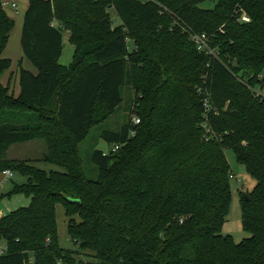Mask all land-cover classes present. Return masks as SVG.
I'll use <instances>...</instances> for the list:
<instances>
[{
	"label": "trees",
	"instance_id": "1",
	"mask_svg": "<svg viewBox=\"0 0 264 264\" xmlns=\"http://www.w3.org/2000/svg\"><path fill=\"white\" fill-rule=\"evenodd\" d=\"M14 25L0 0V173L25 177L5 196L30 200L0 217V264H264V96L254 92L264 89V0H28L19 43L37 73L18 61L16 97L1 84ZM63 30L68 66L58 62ZM123 89L133 107L118 130L100 128L108 149L91 151L87 177L79 146ZM37 140L36 161L58 170L7 159L12 145ZM226 149L256 182L240 193L250 237L239 243L221 235ZM57 205L76 251L58 244Z\"/></svg>",
	"mask_w": 264,
	"mask_h": 264
},
{
	"label": "rangeland",
	"instance_id": "2",
	"mask_svg": "<svg viewBox=\"0 0 264 264\" xmlns=\"http://www.w3.org/2000/svg\"><path fill=\"white\" fill-rule=\"evenodd\" d=\"M3 1V0H2ZM8 1L9 3H14L16 8H12L11 6L5 7L9 13L16 19L21 18L24 13L23 11V0H4ZM203 9H210L213 7V4L211 2L203 3L201 6ZM110 20L112 22V27H115L120 24L119 19L116 17L113 11H110ZM18 27H15L10 34L9 41L7 43V46L5 50L3 51L1 57L10 59L11 66L8 73H14L16 70H18V61L22 57V51L20 48V36L18 35ZM16 37V39L14 38ZM69 33L68 31H62V53L58 60L59 64L63 66H68L72 62V57L74 53L73 46L68 42ZM27 60V59H25ZM28 62V61H27ZM6 72V73H7ZM18 84L14 86V74L13 79L10 84V92L14 89V87L17 88ZM197 93H199V90H197ZM123 96V103L122 105L116 110L114 114L109 116L102 125L94 127L91 129L90 133L86 137V139L80 144L79 146V156L82 160V166L84 169V172L87 177H94V168L91 165L89 161L90 153L93 149H103L107 150L108 147L106 144L100 140L99 138V132L101 131L100 128H106L108 130H118L119 127L124 123L126 120V117L128 116L129 110L133 107L132 106V100L133 95L132 92L129 90L123 89L122 92ZM38 141V140H37ZM45 146L41 141L37 143V145H32L30 147H24L21 145H17L10 151V157L17 158L21 154H25L28 156H32L34 159L31 160V164L35 165L36 167L45 170H58L57 167L51 166L48 164H44L42 162L36 161L37 159H40L44 153ZM224 156L226 158V161L229 165L231 174L233 176L232 179L229 180V189H230V203L227 215L225 217L224 223L221 226V235L223 236H230L234 243H239L243 239L249 238V233L245 232L241 227V211H240V193L241 192H250L253 187L255 186L256 182L254 179H252L247 172L245 171L244 167L241 166L236 162L234 153L231 149L224 150ZM26 159V158H22ZM60 170V169H59ZM26 178L20 176L17 173H13V176L8 179L6 184L0 185V212L4 214H8L20 207H26L29 205V199L25 197L24 195H12L9 197H6L4 195L8 194L14 184H23L25 183ZM74 220L78 221L77 216H73ZM55 220L57 225V236H58V244L62 249H65L67 251H76L77 247L73 244L71 239L68 236L67 233V222L68 219L64 215V209L62 206L57 205L55 207ZM75 260H81V261H88V258L85 256H74Z\"/></svg>",
	"mask_w": 264,
	"mask_h": 264
},
{
	"label": "crops",
	"instance_id": "3",
	"mask_svg": "<svg viewBox=\"0 0 264 264\" xmlns=\"http://www.w3.org/2000/svg\"><path fill=\"white\" fill-rule=\"evenodd\" d=\"M2 1V0H1ZM23 11L25 12V10L27 9V6H28V0H23ZM11 4L13 3H9L8 1H2V5H3V9L5 11V13L7 14V16L9 18H11L13 21H14V24H15V27H18V35L20 36L21 34V29H22V23H23V16L22 19L21 18H14L10 13L9 11L5 8V7H9L11 6ZM9 5V6H8ZM16 8V7H15ZM24 15V13L22 14ZM14 38L16 39V37L14 36ZM20 38V37H19ZM9 41V40H8ZM20 41V40H19ZM22 55V54H21ZM10 60V59H9ZM21 61V68L22 69H25L27 71H30L31 73L33 74H36L37 73V69L28 61V60H25L23 58V56L21 57L20 59ZM28 61V62H27ZM13 74H14V86H16V84H18L17 88L14 87V89L11 91V93L16 97L18 96L19 94V83H18V70H16L14 73H4L3 76L1 77V84L4 86V87H8L10 88V84L12 82V79H13ZM10 90V89H9ZM37 143H39V141H31V142H27V143H22V144H14L12 145L8 150H7V153H6V156H7V159H17V158H13V157H10V151L12 150V148H14L15 146L17 145H21V146H24V147H30L32 145H37ZM44 151H45V148H44ZM22 158H26V159H22ZM34 158L31 156H28V155H23L21 154L20 156H18V159L17 160H27L28 162H30L31 160H33ZM7 181H3V175L2 173H0V185L1 184H6ZM5 196V195H4ZM7 197V196H6ZM5 215L4 213H1L0 212V217Z\"/></svg>",
	"mask_w": 264,
	"mask_h": 264
},
{
	"label": "built area",
	"instance_id": "4",
	"mask_svg": "<svg viewBox=\"0 0 264 264\" xmlns=\"http://www.w3.org/2000/svg\"><path fill=\"white\" fill-rule=\"evenodd\" d=\"M138 1L144 4V3H147V2H151L153 0H138ZM11 7L15 8L16 6L13 3V4H11ZM241 20L243 22H248V18L245 17V16H242ZM193 41L196 44L197 51L204 52L205 50H207L206 37L204 35H196V36H194L193 37ZM254 92H255V94L257 96H264V89H257ZM132 123H133V125H137V124H139V120L136 117H133L132 118ZM114 149L116 150L117 147H114ZM2 175H3V181H8V179L13 176V173L11 171H9V170H5V171L2 172ZM230 178L232 179L233 176H230ZM6 250H7V248H6L5 245H0V256L4 255L6 253Z\"/></svg>",
	"mask_w": 264,
	"mask_h": 264
},
{
	"label": "water",
	"instance_id": "5",
	"mask_svg": "<svg viewBox=\"0 0 264 264\" xmlns=\"http://www.w3.org/2000/svg\"><path fill=\"white\" fill-rule=\"evenodd\" d=\"M67 201H69L71 203H78V200H73V199H67Z\"/></svg>",
	"mask_w": 264,
	"mask_h": 264
}]
</instances>
